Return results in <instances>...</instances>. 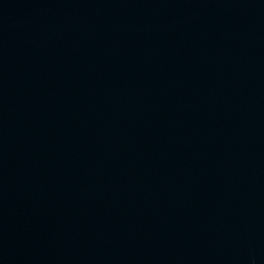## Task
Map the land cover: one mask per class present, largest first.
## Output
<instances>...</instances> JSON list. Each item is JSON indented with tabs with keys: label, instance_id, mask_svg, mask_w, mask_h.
Listing matches in <instances>:
<instances>
[{
	"label": "water",
	"instance_id": "water-1",
	"mask_svg": "<svg viewBox=\"0 0 264 264\" xmlns=\"http://www.w3.org/2000/svg\"><path fill=\"white\" fill-rule=\"evenodd\" d=\"M0 264H264V0H0Z\"/></svg>",
	"mask_w": 264,
	"mask_h": 264
}]
</instances>
